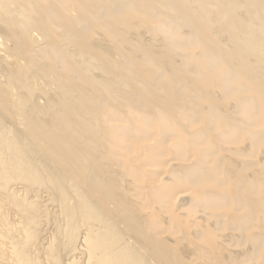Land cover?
Here are the masks:
<instances>
[{
	"label": "bare ground",
	"instance_id": "bare-ground-1",
	"mask_svg": "<svg viewBox=\"0 0 264 264\" xmlns=\"http://www.w3.org/2000/svg\"><path fill=\"white\" fill-rule=\"evenodd\" d=\"M0 264H264V0H0Z\"/></svg>",
	"mask_w": 264,
	"mask_h": 264
}]
</instances>
